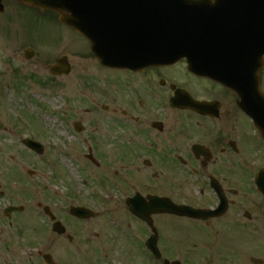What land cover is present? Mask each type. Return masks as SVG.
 I'll return each instance as SVG.
<instances>
[{
    "label": "flooded vegetation",
    "instance_id": "obj_1",
    "mask_svg": "<svg viewBox=\"0 0 264 264\" xmlns=\"http://www.w3.org/2000/svg\"><path fill=\"white\" fill-rule=\"evenodd\" d=\"M18 4L0 0V32L15 22ZM201 6L220 27L204 56L223 59L229 82L191 72L185 60L107 69L103 88L93 83L94 112L80 115L78 135L91 166L88 197L108 198L111 208L70 218L63 234L51 225L15 231L21 263L31 264L29 250L41 245L40 256L50 257L37 264H264V195L256 186L264 188V138L240 106L254 88L264 96V54L249 59L250 41L264 38V2ZM180 206L204 213L167 212Z\"/></svg>",
    "mask_w": 264,
    "mask_h": 264
},
{
    "label": "rangeland",
    "instance_id": "obj_2",
    "mask_svg": "<svg viewBox=\"0 0 264 264\" xmlns=\"http://www.w3.org/2000/svg\"><path fill=\"white\" fill-rule=\"evenodd\" d=\"M16 12L19 25L15 26V22L4 24L0 32V43L4 44L0 49V264H16L15 231L24 226H45L36 204L48 202V191H53L52 187L57 190L53 191L57 195L50 204L57 213L61 211L63 214L70 204L85 203L93 207L99 204L88 203L74 192L83 188L85 194L91 186L83 187L79 177L74 176L83 162L78 152L84 148L64 119L78 117L74 113L80 106L70 103L72 93H62L59 87L62 80L54 78L52 83L49 82L43 66V63L66 55L74 68L73 73L80 67L85 70V78H81L83 85L77 89L87 88L86 82L97 73L92 60L84 55L86 44L79 34L52 20L48 13L38 17L24 13L21 8ZM28 44L35 47L31 60L22 56ZM7 50L9 57L5 56ZM61 89L68 88L62 86ZM77 100L84 103L79 110L88 108L85 106L89 102L87 98L78 96ZM66 112L69 113L66 115ZM24 137L40 142L42 154L36 155L25 148L21 143ZM26 169L33 170L35 174L28 177ZM28 190L32 196L29 200L24 196ZM58 200L63 203H58ZM9 204L26 207L18 217L13 215L11 225L6 224L8 221L2 215V209ZM103 206L108 207L109 204L103 203ZM65 212L67 216V210ZM60 218L68 224L67 219ZM16 239L20 241L19 237Z\"/></svg>",
    "mask_w": 264,
    "mask_h": 264
},
{
    "label": "water",
    "instance_id": "obj_3",
    "mask_svg": "<svg viewBox=\"0 0 264 264\" xmlns=\"http://www.w3.org/2000/svg\"><path fill=\"white\" fill-rule=\"evenodd\" d=\"M24 3L30 4L43 10H52L58 14L59 22L72 26L75 30L85 35L91 41V51L102 53L106 50H111L112 45L109 42H103L101 37L97 34L99 32L107 33L106 39L109 37L108 19L110 13L108 9L102 4V1L97 0H24ZM100 9V11L98 10ZM103 17L105 19H103ZM97 32V33H96ZM109 44V45H108ZM106 54V53H104ZM108 56H102V58ZM69 65L65 58L58 59L55 65L50 67L51 74L67 73ZM23 143L36 151L41 152V147L34 142L24 140ZM14 207H9L5 210L11 211Z\"/></svg>",
    "mask_w": 264,
    "mask_h": 264
}]
</instances>
